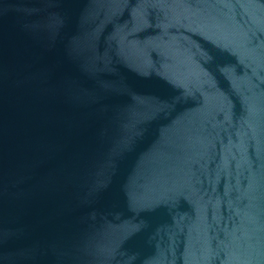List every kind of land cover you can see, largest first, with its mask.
<instances>
[{
	"label": "water",
	"instance_id": "1",
	"mask_svg": "<svg viewBox=\"0 0 264 264\" xmlns=\"http://www.w3.org/2000/svg\"><path fill=\"white\" fill-rule=\"evenodd\" d=\"M0 264H264V0H0Z\"/></svg>",
	"mask_w": 264,
	"mask_h": 264
}]
</instances>
